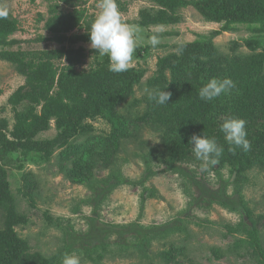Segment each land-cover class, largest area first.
Segmentation results:
<instances>
[{"label": "rangeland", "instance_id": "obj_1", "mask_svg": "<svg viewBox=\"0 0 264 264\" xmlns=\"http://www.w3.org/2000/svg\"><path fill=\"white\" fill-rule=\"evenodd\" d=\"M75 1L84 9L86 19L94 20L98 0ZM51 3L0 0L8 17L18 21V30L0 47V54L60 49L45 29ZM122 3L118 5L121 20L134 27L137 37L129 68L143 72L115 108L122 125L113 128L104 118L87 119L81 127L85 131L79 128L64 146H55L51 152L19 147L1 157L0 147L4 198H12L9 205L25 222L15 227L18 236L27 241L30 252L41 257L64 252L78 256L80 264H264V118L252 114L241 118L238 114V108H254L258 94L264 95V31L259 26H234L232 31L212 37L221 24L206 21L190 6L166 11L147 0ZM59 10L66 13L72 7L60 4ZM142 10L165 14H160L156 23L140 27ZM84 32L74 29L66 36ZM152 35L159 38L155 47L149 42ZM194 41L208 42L211 50L199 57L201 63L189 62L180 69L199 66L204 79H232L252 63H260L263 76L256 78L255 92H245L244 101H240L241 92L233 81L235 87L227 92L228 104L226 99L219 104L222 109L211 114L208 128L202 134L191 133L186 120L187 147L183 148L184 139L177 147L183 151H170L165 147L163 129L152 123L156 116L151 105L155 102L149 99V92L167 89L172 80L183 81L187 74L180 78L177 67L166 70L162 88L149 86V81L159 74V59L173 58L178 55V45ZM63 46L69 48L68 43ZM79 47L85 57L75 71H86L94 49L90 42L73 46ZM24 83L14 66L0 60V119L7 122V135L14 125L9 99ZM172 98L167 101L172 104L168 109L172 108L177 118H185L187 112H175L179 101ZM260 106L263 109L264 103ZM230 116L246 121L251 150L233 153L228 149L214 167L197 160L190 138H213ZM57 133L52 121L31 142L44 145L54 141ZM221 137L220 143L228 144ZM7 213V208L0 207V231L6 229ZM249 231L256 232V244H250ZM117 241L122 245L120 251L110 246ZM173 248V259L166 260L165 254ZM56 264H62V256Z\"/></svg>", "mask_w": 264, "mask_h": 264}, {"label": "trees", "instance_id": "obj_2", "mask_svg": "<svg viewBox=\"0 0 264 264\" xmlns=\"http://www.w3.org/2000/svg\"><path fill=\"white\" fill-rule=\"evenodd\" d=\"M47 1L52 3L48 7L49 16L45 22V29L52 35L51 40L60 45L61 48L46 52L3 51L0 54V60L14 66L25 81L24 85L19 87L9 99V103L13 108L14 119L13 129L9 135L4 132L7 122L4 119H0L1 157L15 151L19 147H28L33 151H43L42 153L51 152L50 149L55 146H64L68 138L79 128V131H85L81 127L82 123L87 119L104 118L111 123L113 128L116 125H122L115 114V108L121 99L131 92L132 86L139 82L143 74L142 71L133 68H128L127 71L122 73H114L109 70L108 58L100 56L95 50L93 51L94 58L90 68L86 71H75V66L81 64L85 57V51L82 47L74 49L73 46L76 43L89 42L87 31L93 20L89 22L86 19L84 9L78 8L75 0ZM133 1L136 0H116L117 5H121V2L126 4ZM147 1L166 11L188 6L194 8L206 21L221 24V28L211 34L212 37L220 35L222 32L232 31L234 26H259L260 30L264 31V0ZM60 4L72 7V11L66 13L60 11ZM160 14H165V12L157 10L154 14H151L147 10H142L139 12L138 25L147 27L149 24H154L161 19L159 18ZM74 29H82L85 32L66 36ZM17 30L18 21L16 19L8 17L5 20H0V47L5 45L8 37ZM65 43L69 44V48L63 46ZM207 49L211 50V45L205 41H194L178 45V55L173 56V58L159 59V74L156 78L149 81V86L162 88L161 83L165 84L166 82L163 76L166 70H173L177 67V76L180 78L187 74L183 81L172 80L169 88L159 89L171 93V96L179 101L177 103L179 109L175 112H179V114L187 112L184 114L185 118H177L176 113L173 114L172 108L168 109L169 105H172L171 103L165 105L154 103L151 105L155 110L156 116L152 123L159 124V127L163 129L166 141L165 147L170 151L180 150L177 147H180L179 143L184 139L185 141H183L182 145L183 148H186V134H189L187 132L192 131L191 133L202 134L208 128V123H212L211 114L213 112L219 113L222 109L218 107L219 104L225 99L227 101L226 104H228L227 92L222 93L210 102H205L199 98L200 88L209 80V78L200 77L204 70L199 66L194 68L188 64L190 67L187 71L180 69L189 62L201 63L199 57L205 54ZM61 61H64L65 64L61 63ZM260 66V63L257 66L252 63V65L243 69V74L232 76L231 80L237 84L236 90L241 92L240 101H244L248 93L256 91L258 82L256 78L263 76L259 69ZM156 80L159 82H156ZM254 86H256V89ZM180 88L183 90L180 91ZM1 94L2 90L0 89ZM257 100L255 104L253 102L254 108L247 105H244L243 109L238 108L239 116L244 118L248 114H252L258 118H264V108L262 109L260 106V104L263 105L264 103V95L258 94ZM238 104L242 105L241 103ZM223 106L227 105L223 104ZM17 107L20 108L17 109ZM37 108H39V111H37ZM201 118L204 121L198 122ZM186 120L190 122L191 128L189 131L186 130V125L188 124L185 123ZM52 121L58 131L55 140L52 142L48 141L44 145L32 143L31 140L46 131ZM218 132L213 137L218 145L224 148L222 154V157H224L223 155L228 151L230 145L220 143L221 136H224V134L220 130ZM68 150L66 149V151ZM183 150L181 149L180 151ZM183 155L184 153L180 156L184 157ZM81 161L86 162L83 159ZM77 171L75 169L74 173H77ZM2 178L3 175L1 174L0 207L7 208L10 213H7L5 219L6 229L0 231V264H56L59 257H63L64 252L60 255L41 257L38 252H30L27 241L18 236L15 227L25 222L20 220L14 210V206L9 205V201L12 198L9 199L8 196V200L5 201L4 194L6 192L3 189L5 184L2 183ZM32 188H29L30 192ZM28 199L31 200L32 196H29ZM247 235L250 238V244H256V232L249 231ZM113 245L119 251V248H122L119 241L110 246ZM143 246L146 247L147 244L145 243ZM175 250L173 248L170 253L165 254V259H173L172 252Z\"/></svg>", "mask_w": 264, "mask_h": 264}, {"label": "clouds", "instance_id": "obj_3", "mask_svg": "<svg viewBox=\"0 0 264 264\" xmlns=\"http://www.w3.org/2000/svg\"><path fill=\"white\" fill-rule=\"evenodd\" d=\"M97 15L92 21L88 33L90 48L100 56H106L109 61V70L114 73H122L128 70L136 52V33L132 25L122 22L121 13L116 0H98ZM8 18V10L0 7V20ZM153 47L159 43L156 35L149 37ZM235 87L230 78H210L199 90V98L205 102L213 101L222 93H226ZM171 93L164 90L149 92V99L158 105H165L169 101ZM246 121L237 117H228L220 125V131L224 134L225 141L231 146L229 151L235 153L236 149L243 152L251 150V142L247 139L245 128ZM189 143L191 152L197 160H201L213 167L219 164V158L224 148L218 145L216 139L203 135H193ZM62 264H80V258L74 254H64Z\"/></svg>", "mask_w": 264, "mask_h": 264}]
</instances>
